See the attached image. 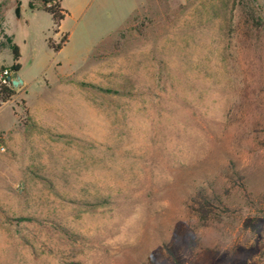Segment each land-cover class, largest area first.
I'll use <instances>...</instances> for the list:
<instances>
[{"label":"rangeland","instance_id":"obj_1","mask_svg":"<svg viewBox=\"0 0 264 264\" xmlns=\"http://www.w3.org/2000/svg\"><path fill=\"white\" fill-rule=\"evenodd\" d=\"M87 2L5 12L0 264H264V0Z\"/></svg>","mask_w":264,"mask_h":264},{"label":"trees","instance_id":"obj_2","mask_svg":"<svg viewBox=\"0 0 264 264\" xmlns=\"http://www.w3.org/2000/svg\"><path fill=\"white\" fill-rule=\"evenodd\" d=\"M29 8L32 9L34 6L29 3ZM37 8L39 10L44 11L47 13L52 21V31L53 33L57 32V28L60 24V22L64 19V17L67 15V12L60 7L59 0H40L38 3ZM15 15L16 17H19V9L18 7L15 8ZM66 41V35H63L61 40L58 43H55L51 41L50 39H47V46L53 50L54 52L59 51L63 44ZM11 51L13 53V62L10 65L9 69L12 71V73H16L19 68V53L18 49L14 44H10ZM84 86V84H82ZM108 91V90H105ZM14 94L13 88L6 87V86H0V102L4 103L5 101L9 100V98ZM215 201V199H214ZM212 200H208L201 190H198L195 193L194 196V203L198 206L194 208L195 214L198 217L199 220H202V222H206L208 219V214L211 212L210 208Z\"/></svg>","mask_w":264,"mask_h":264},{"label":"crops","instance_id":"obj_3","mask_svg":"<svg viewBox=\"0 0 264 264\" xmlns=\"http://www.w3.org/2000/svg\"><path fill=\"white\" fill-rule=\"evenodd\" d=\"M39 1L40 0H0V29H2V33L4 34V37L7 40V46L8 47L10 44H13V42L11 39L12 38L11 35H8L5 32V28H4L5 12H12L16 19H18L20 17V11H21L22 7H27L28 10H30L32 12L33 11L34 12H39V11L44 12V11L39 10L37 8ZM29 3H31L34 6V8L30 9ZM59 3H60V7L67 12V15L64 17V19L72 17V16H76V17L78 15L82 16L87 11V9L90 5L89 4L90 2H87V0H59ZM16 7H18V9H19V17H16V15H15V8ZM45 14H47V13H45ZM64 19L60 22L56 33H58L60 31L59 28L61 27V23L64 21ZM51 24H52V21H51ZM56 33H54V34H56ZM64 35H66V34H64ZM66 37H67V35H66ZM50 40L53 41L52 39H50ZM15 74L16 73H13L14 78L17 77ZM20 80H21V83H18V86L16 88L23 89L24 88V82L22 79H20Z\"/></svg>","mask_w":264,"mask_h":264},{"label":"built area","instance_id":"obj_4","mask_svg":"<svg viewBox=\"0 0 264 264\" xmlns=\"http://www.w3.org/2000/svg\"><path fill=\"white\" fill-rule=\"evenodd\" d=\"M15 80L12 71L9 68L0 70V86L14 88L11 81ZM5 151V146L0 138V153Z\"/></svg>","mask_w":264,"mask_h":264},{"label":"water","instance_id":"obj_5","mask_svg":"<svg viewBox=\"0 0 264 264\" xmlns=\"http://www.w3.org/2000/svg\"><path fill=\"white\" fill-rule=\"evenodd\" d=\"M11 83L14 87H17L18 83H21V80L19 79V77H16L15 80L11 81Z\"/></svg>","mask_w":264,"mask_h":264}]
</instances>
